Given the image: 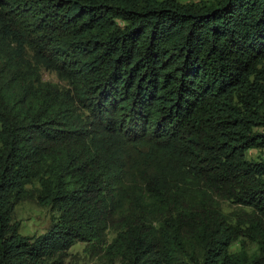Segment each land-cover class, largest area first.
<instances>
[{
	"label": "trees",
	"instance_id": "obj_1",
	"mask_svg": "<svg viewBox=\"0 0 264 264\" xmlns=\"http://www.w3.org/2000/svg\"><path fill=\"white\" fill-rule=\"evenodd\" d=\"M253 149L264 0H0V264L100 243L123 201L135 219L111 247L122 264H264ZM29 187L57 213L39 237L13 219Z\"/></svg>",
	"mask_w": 264,
	"mask_h": 264
},
{
	"label": "rangeland",
	"instance_id": "obj_2",
	"mask_svg": "<svg viewBox=\"0 0 264 264\" xmlns=\"http://www.w3.org/2000/svg\"><path fill=\"white\" fill-rule=\"evenodd\" d=\"M181 4L187 5L191 3L208 2L210 0H178ZM47 81L57 82V78L54 74L45 73L44 75ZM246 157L250 160L258 161L264 159V150L259 151L256 149L250 150ZM28 193L24 197L15 203V210L13 219L20 224V234L26 237H39L45 234L53 225L54 219H56L57 213L50 207H45L38 202L37 192L35 188H27ZM223 205L224 213L229 217H245V211L249 209L241 208L229 201H219ZM125 208L122 212L115 213V217L109 223V228L105 230L101 229L103 237L99 241L100 243H83L78 242L67 253L56 257L52 260H47L45 264H122V258L120 252L116 248H111L113 244L119 238L120 232L123 227L127 226L135 219L133 204L129 206L126 201H123ZM126 211V212H125ZM156 219V218H155ZM157 223V221H156ZM156 233H159V229L156 226ZM119 235V236H118ZM243 239H240L234 243L230 250L235 253L241 248ZM118 245V244H117ZM119 246V245H118ZM245 250L249 254H255L257 252V245L248 241L245 244ZM196 256L201 254L195 253ZM178 264H194V262L187 255H182L179 258Z\"/></svg>",
	"mask_w": 264,
	"mask_h": 264
}]
</instances>
